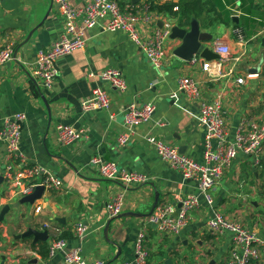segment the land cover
Returning a JSON list of instances; mask_svg holds the SVG:
<instances>
[{
    "label": "crops",
    "instance_id": "crops-1",
    "mask_svg": "<svg viewBox=\"0 0 264 264\" xmlns=\"http://www.w3.org/2000/svg\"><path fill=\"white\" fill-rule=\"evenodd\" d=\"M67 1L75 8L87 3V0ZM116 1L123 9L130 6L132 12L145 5V0ZM166 1L177 6L180 1L199 4L203 9L201 16H192L198 19L202 32L212 35L211 46L216 40L229 46L230 57L221 67L217 68L212 62L208 74L199 63L191 64L174 57L172 52L181 40H171L168 35L163 41L162 65L156 68L127 33L107 32L101 21L87 32L82 49L56 60L54 84L50 90H44L41 80L33 74L32 63L37 51L45 50L61 33L63 23L57 5L54 0H0V44L9 42L14 51L13 59L0 68V127L5 115L25 114L21 151L32 164L54 172L61 182L59 191H44L33 204L18 205L17 199L12 205L0 222V263L5 257L4 264H33L34 259L35 264H64L62 251L53 255L49 252L47 258L39 255L42 241L34 243L32 237L13 239L29 228L46 231L48 245L62 233L71 232V237L63 239L67 243L66 250L79 248L87 260L105 264L131 261L138 231L144 233L148 251L146 264H165L166 261L223 264L228 257L230 234L215 236L208 232L205 222L212 212L202 198L200 206L188 215L186 227L178 234L160 233L148 223V216L157 206L170 203L177 211L180 199L197 190L193 181L183 179L160 161L144 136L158 135L179 153L201 162L205 128L199 121L198 105L202 100L220 101L230 141L239 121L249 119L264 124V0H154V3L161 5ZM177 6L174 10L178 14L174 17L151 12L155 20L137 21L140 40L148 39L155 26L159 27V21L173 26L183 20ZM180 26H188L187 21ZM31 31V37L25 42ZM110 67L121 71L126 90L107 89L108 107L84 112L81 102L96 86L102 85L98 75ZM90 73L94 77H90ZM180 76H190L199 83V99L186 98L177 91ZM239 77L243 78V83L237 82ZM147 102L155 105L151 120L136 125L129 142L121 145L118 139L126 133L125 107L129 103L141 106ZM158 120L165 126L158 128ZM59 123L84 132L75 142L63 146L57 140ZM94 156L145 175L147 181L125 186L107 180L88 167ZM5 161V146L0 143V165ZM1 185L3 207L11 202H5L2 180ZM114 193L123 195L121 214L125 217H108L106 202ZM213 198L215 210H227L229 214L225 216L264 233L263 228H257V220L264 223L262 204L258 205V201H264V152L259 165L238 152L214 188ZM260 215L262 219L258 218ZM56 217L64 218L65 222L56 221ZM108 220L111 224L107 239L104 228ZM78 223L86 226L81 236L74 232ZM10 238L14 241L9 242ZM259 264H264V257Z\"/></svg>",
    "mask_w": 264,
    "mask_h": 264
},
{
    "label": "built area",
    "instance_id": "built-area-1",
    "mask_svg": "<svg viewBox=\"0 0 264 264\" xmlns=\"http://www.w3.org/2000/svg\"><path fill=\"white\" fill-rule=\"evenodd\" d=\"M62 20V30L57 39L53 40L45 50H38L33 65V74L41 80L42 88L50 90L54 84L57 70L56 60L82 49L87 40V32L96 28L101 21L107 32H124L130 39L141 47L145 58L160 68L164 59L163 41L170 34L171 25L163 23L162 27L155 26L148 39L141 41L136 29L139 20H155L148 6L137 11H131L130 6L121 8L116 0H87L80 8L70 5L67 0H54ZM212 50L218 55L215 61H205L200 57H193L191 64L199 63L203 72L210 73L212 62L217 68L230 57L229 46L220 40L212 44ZM14 57L11 43L0 44V68ZM94 77L93 73L89 74ZM214 76V75H210ZM102 85L96 86L92 94L81 102L84 112L105 109L109 105L107 89L124 92L126 81L119 69L110 67L98 75ZM243 78L237 79L243 83ZM177 91L186 98L197 100L200 98L199 83L190 76H180ZM155 112V105L147 102L141 106L129 103L124 110V124L126 133L122 134L118 142L126 145L133 134L136 125L151 120ZM199 121L205 128L202 161L179 153L178 149L155 134L144 136L145 142L153 147L156 155L169 169L181 174L182 178L193 181L197 193L189 194L180 199V208L176 211L174 205L166 203L157 206L148 216V223L165 234H178L188 222V215L200 206L201 198L211 209L212 215L205 222L206 229L211 235L230 234V248L228 257L223 264H259L264 257V233L248 228L242 223L230 219L215 210L214 198L210 191L222 179L225 169L231 164L238 152L251 157L255 165H259L260 156L264 152V124L249 119L239 121L234 138L229 140V133L221 110L220 101L202 100L198 105ZM25 114L13 113L2 118L0 127V143L5 146V162L0 165V175L4 184L6 201L20 199L30 195L37 187L44 191L57 192L61 189V182L50 169L32 164L20 149L21 123ZM158 128L165 126L161 120L156 122ZM84 131L68 124H57V140L61 145H70L80 138ZM88 167L95 169L105 179L121 185L141 184L147 177L136 171H127L114 161L104 160L100 156L90 159ZM124 199L121 193H114L106 202V211L110 219L117 218L123 210ZM2 205L0 204V208ZM86 226L78 223L74 227L76 235L81 236ZM66 241L52 239L49 243L50 255L56 251L63 252L64 264H105L102 261H89L79 248L66 250ZM148 251L144 244V233L138 231L134 242V257L131 261L119 264H146Z\"/></svg>",
    "mask_w": 264,
    "mask_h": 264
},
{
    "label": "water",
    "instance_id": "water-1",
    "mask_svg": "<svg viewBox=\"0 0 264 264\" xmlns=\"http://www.w3.org/2000/svg\"><path fill=\"white\" fill-rule=\"evenodd\" d=\"M184 17V16H183ZM181 18L183 20H180L179 23L171 26L170 28V34L169 38L171 40L175 39H180L181 43L177 47L174 48L172 54L174 57L182 60V61H190L193 57H200L204 59L205 61H212V60H217L218 55L212 50L211 47V41H212V35L206 32H202L199 26L198 19L194 16H191L188 19V26L181 27L182 23L186 20V18ZM183 21V22H181ZM163 23L159 21V27H162ZM33 31L29 33V35L26 38L27 42L29 38L31 37ZM48 110L50 111L49 107H47ZM21 123V128H22ZM71 168L73 170H77V168L70 164ZM2 180V177L0 178ZM44 192L43 187L39 186L37 187L30 195H27L25 197L20 198L17 203L18 205L20 204H33L35 200L40 199L42 194ZM157 197H156V202L155 206L157 204ZM154 206V208H155ZM13 207L9 204H5L1 209H0V222H3L5 219V215L12 209ZM126 215L120 214L117 218L125 217ZM132 216L137 217L136 214H132ZM56 221L60 223H64L65 219L62 217H56ZM70 220V219H68ZM111 224V220H108L105 228H104V234L106 235L108 239V231L109 227ZM25 237H32L33 242H38L42 241L45 242L48 238L47 232L46 231H40L37 229L29 228L27 231L14 235L13 239L19 240ZM123 247H119V251L117 254V257L120 254V249ZM116 257V258H117ZM5 257H2V262L0 264H4ZM37 261L34 259L31 261V263L35 264ZM165 264H172L171 261H166Z\"/></svg>",
    "mask_w": 264,
    "mask_h": 264
},
{
    "label": "trees",
    "instance_id": "trees-1",
    "mask_svg": "<svg viewBox=\"0 0 264 264\" xmlns=\"http://www.w3.org/2000/svg\"><path fill=\"white\" fill-rule=\"evenodd\" d=\"M130 3L132 0H129ZM134 5V4H130ZM148 6L150 12H156L158 14H167L171 17H174L178 14V11H175L174 3L170 1H166L162 3L161 5L155 4L154 0H145V5ZM178 10H180V13H182V16L186 18V21L188 22V19L194 14L196 17H200L202 14L203 9L200 8L199 4L197 3H183L180 1L179 5L177 6ZM71 232H64L61 234V236L58 239H65L67 237H71ZM25 240V239H24ZM33 248V246H32ZM38 253L42 258H47L49 255V245L44 242L40 243L38 247Z\"/></svg>",
    "mask_w": 264,
    "mask_h": 264
},
{
    "label": "rangeland",
    "instance_id": "rangeland-1",
    "mask_svg": "<svg viewBox=\"0 0 264 264\" xmlns=\"http://www.w3.org/2000/svg\"><path fill=\"white\" fill-rule=\"evenodd\" d=\"M1 187V190H2V188H3V185H1L0 186ZM215 187H217V186H215ZM213 191H214V189H212L211 191H210V194L213 196ZM17 201V199H13L12 201H10L11 203H10V205L12 206L15 202ZM259 203H258V205H261L262 204V206H261V211H264V201H258ZM224 215H227V214H229V211H221ZM262 213H264V212H262ZM263 215V214H262ZM258 218L259 219H262L261 218V215L260 216H258ZM259 223L257 224V228H263L264 229V223H262L261 222V220H257ZM159 232V231H158ZM161 233V232H160ZM2 233L0 232V235H1ZM20 234V233H19ZM13 235V234H12ZM11 241H14L12 238H10L9 239V242H11Z\"/></svg>",
    "mask_w": 264,
    "mask_h": 264
}]
</instances>
